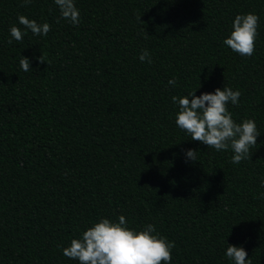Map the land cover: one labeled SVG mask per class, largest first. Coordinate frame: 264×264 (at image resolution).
Returning <instances> with one entry per match:
<instances>
[{
	"label": "trees",
	"instance_id": "trees-1",
	"mask_svg": "<svg viewBox=\"0 0 264 264\" xmlns=\"http://www.w3.org/2000/svg\"><path fill=\"white\" fill-rule=\"evenodd\" d=\"M23 2L0 0V264H79L63 249L121 215L174 242L171 264H234L228 245L264 264V0H75L78 26L54 0ZM247 13L259 17L251 57L223 43ZM224 87L241 93L234 121L260 132L240 164L175 122L173 96Z\"/></svg>",
	"mask_w": 264,
	"mask_h": 264
},
{
	"label": "clouds",
	"instance_id": "clouds-1",
	"mask_svg": "<svg viewBox=\"0 0 264 264\" xmlns=\"http://www.w3.org/2000/svg\"><path fill=\"white\" fill-rule=\"evenodd\" d=\"M31 3L32 0H24L21 6ZM54 3L60 9L61 18L73 25H79L80 13L75 0H54ZM137 19L141 20L140 17ZM18 20L25 30L36 36H47L51 29L48 23L39 24L24 15H20ZM258 27L259 17L256 14H238L232 24L233 31L223 43L233 52L251 57L255 50ZM25 34L26 32H22L21 28L15 25L10 28V35L17 42H22ZM9 43H12L11 39ZM36 59L40 64L47 62L51 65L45 52ZM139 59L141 62H152L146 49L142 51ZM19 64L25 72L31 68V61L27 57H22ZM168 83L176 86L177 81L173 78ZM195 93L196 91L183 97H172L173 103L179 107L176 126L191 136V140L205 144L217 152L231 149L234 153L231 162L234 164L251 159L250 149L257 144V138L260 136L257 125L252 119L236 123L227 107L229 103L239 106L240 91L224 87L200 96ZM186 157L197 161V151L187 150ZM261 186L264 187V180H261ZM261 197H264V193ZM174 247V242L161 237L153 224L137 231L129 228L125 216L121 215L118 222L107 218L95 222L82 233L81 238L71 240L70 246L63 249V255L77 260L79 264H171ZM226 256L234 264H251V260L246 259L248 253L242 246L228 245Z\"/></svg>",
	"mask_w": 264,
	"mask_h": 264
}]
</instances>
